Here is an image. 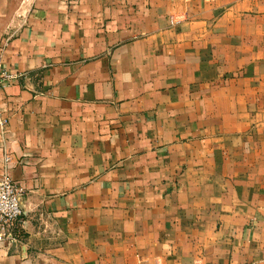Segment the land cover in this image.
I'll use <instances>...</instances> for the list:
<instances>
[{
    "label": "crops",
    "instance_id": "crops-1",
    "mask_svg": "<svg viewBox=\"0 0 264 264\" xmlns=\"http://www.w3.org/2000/svg\"><path fill=\"white\" fill-rule=\"evenodd\" d=\"M0 264H264V0H0Z\"/></svg>",
    "mask_w": 264,
    "mask_h": 264
},
{
    "label": "built area",
    "instance_id": "built-area-1",
    "mask_svg": "<svg viewBox=\"0 0 264 264\" xmlns=\"http://www.w3.org/2000/svg\"><path fill=\"white\" fill-rule=\"evenodd\" d=\"M13 77L7 71L0 69V96L4 85ZM7 124L8 119L0 114V128L3 132ZM4 163L7 169L0 176V245H16L22 238L23 192L10 176L9 167L14 164L11 155H5Z\"/></svg>",
    "mask_w": 264,
    "mask_h": 264
}]
</instances>
